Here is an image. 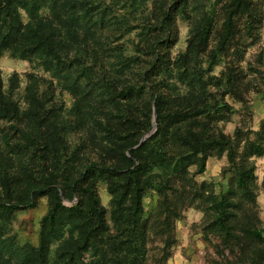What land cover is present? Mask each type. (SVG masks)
I'll return each instance as SVG.
<instances>
[{
	"label": "rangeland",
	"instance_id": "obj_1",
	"mask_svg": "<svg viewBox=\"0 0 264 264\" xmlns=\"http://www.w3.org/2000/svg\"><path fill=\"white\" fill-rule=\"evenodd\" d=\"M244 1L249 11L234 18L233 31L221 50L224 24L234 0H188L180 6L174 0H18L25 24L33 12L37 23L52 28L62 60L55 72L34 58L21 59L6 52L0 56L4 92L26 122V115H37L35 103L28 101L29 90L37 91L39 114L60 121L70 154L84 162L96 156L92 138L99 135H93L92 125L87 132L86 127L81 132L72 127L77 106L90 105L91 97L84 91L87 85L97 90L98 78L104 75L112 85H137L139 74L148 70L158 88H176L181 93L201 78L209 82L210 104L220 107L211 117H204V122L238 145L237 163L249 157L254 166L255 177L248 190H242L228 153L212 152L205 171L197 174L198 168L191 166L190 181L167 191V197L148 191L140 218L142 253L137 264H264V0ZM207 18L213 20L212 33L203 51L197 35ZM190 44L196 56L191 54L185 61L182 55ZM180 75L186 79L184 84L177 82ZM102 101L101 97L92 99ZM14 126L0 120L3 151L1 132H13ZM157 130L154 110L152 129L146 135ZM255 142L262 145L261 155H251ZM20 155L11 156L16 166ZM97 180L101 204L112 226V195L103 179ZM77 202L76 198L64 199L66 207ZM48 209L49 197L44 196L36 208L14 214L4 226L10 241L9 251L3 248L1 258L9 259L11 248L38 247L41 220Z\"/></svg>",
	"mask_w": 264,
	"mask_h": 264
},
{
	"label": "trees",
	"instance_id": "obj_2",
	"mask_svg": "<svg viewBox=\"0 0 264 264\" xmlns=\"http://www.w3.org/2000/svg\"><path fill=\"white\" fill-rule=\"evenodd\" d=\"M174 1L180 6L188 0ZM229 10L220 49L229 40L234 18L247 13L249 5L244 0H234ZM19 11L18 0H0V56L10 52L21 59L34 58L56 72L62 58L52 28L37 23L33 12L25 24ZM212 21L207 18L199 28L198 47L203 51L208 48ZM166 32L169 37V26ZM194 51L190 44L182 58L186 61L191 54L196 56ZM104 76L98 78L97 90L88 85L84 89L91 97L90 105L75 109L76 121L72 127L78 132L86 127L87 132L92 125L93 135H99L97 138L91 135L96 156L90 155L84 162L85 159L67 150L60 121L39 114V94L33 89L29 90L28 101L35 103L37 115H26V122L22 120L18 105L4 92L0 72V120L15 124L11 127L13 132H1L6 150L0 148V253L3 248L9 249L10 239L5 238L4 226L14 214L34 209L41 197H49L38 247L11 248L10 258L0 256V264H84L86 260H91V264H137L142 253L140 218L148 191L167 197V191L190 181L191 166H196L197 174H202L212 152L228 153L238 170L239 187L248 190L255 177L249 157L237 163L238 145L203 120L220 107L210 104L209 82L201 78L181 93L176 88H158L148 70L139 74L138 86L124 88L112 85ZM185 81L182 75L177 77L178 83ZM239 94L232 92L237 98L241 97ZM94 97L103 101L92 102ZM154 110L158 130L141 143L152 129ZM251 146L252 156L263 153L260 142ZM16 148L21 149L19 166L11 158L20 153ZM98 178L108 185L112 195V226L97 191ZM75 198L78 202L74 206L64 205V199Z\"/></svg>",
	"mask_w": 264,
	"mask_h": 264
},
{
	"label": "water",
	"instance_id": "obj_3",
	"mask_svg": "<svg viewBox=\"0 0 264 264\" xmlns=\"http://www.w3.org/2000/svg\"><path fill=\"white\" fill-rule=\"evenodd\" d=\"M150 136V134L146 135L143 140L141 141V143H143L148 137Z\"/></svg>",
	"mask_w": 264,
	"mask_h": 264
}]
</instances>
